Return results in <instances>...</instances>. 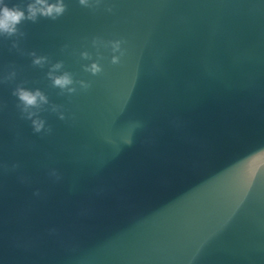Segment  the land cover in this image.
<instances>
[{"label": "water", "instance_id": "1", "mask_svg": "<svg viewBox=\"0 0 264 264\" xmlns=\"http://www.w3.org/2000/svg\"><path fill=\"white\" fill-rule=\"evenodd\" d=\"M65 3L18 49L0 36V264H264V156L243 169L264 149V0ZM97 37L126 54L101 47L93 76ZM33 51L91 88L61 95ZM20 84L62 105L50 133Z\"/></svg>", "mask_w": 264, "mask_h": 264}, {"label": "clouds", "instance_id": "2", "mask_svg": "<svg viewBox=\"0 0 264 264\" xmlns=\"http://www.w3.org/2000/svg\"><path fill=\"white\" fill-rule=\"evenodd\" d=\"M80 6L95 10L101 3V0H78ZM68 10V5L65 0H28V3L22 8L18 4L9 6L7 0H0V36L13 39L12 47L19 48V40L25 36L20 26L26 22H37L39 18H48L56 20L63 16ZM107 12H112L111 7H106ZM124 41L115 39L111 41H103L100 38H93L92 47L96 49V59L88 51H82L80 57L83 60L92 61L89 64H84L83 71L90 73L93 76L101 74L104 69L100 61L104 59L100 53L101 47H110L111 64L118 65L121 63L122 57L126 54V50L122 47ZM32 57V64L40 68H44L50 64L47 71V78L51 81L54 88L60 90V94H76L78 89L87 91L91 88V82L86 80H76L73 74L64 70V62L57 61L51 63L48 56L37 55L36 52L28 53ZM16 72L12 71L3 78V83L14 80ZM78 86V87H77ZM12 95L18 99L17 108L20 110L22 118L31 121V126L35 133L42 131L51 132V128H46V121L41 118L42 111L50 110L58 115L60 120H64L65 114L62 111V105L51 103L49 97L39 88L29 89L22 84L17 85L12 92ZM48 106V108H45ZM264 156V149L259 150L243 162V169L246 171L248 165L257 157ZM264 168V165L260 169Z\"/></svg>", "mask_w": 264, "mask_h": 264}]
</instances>
